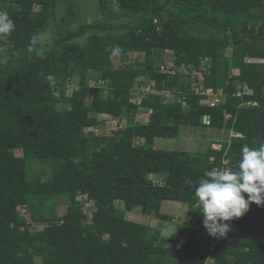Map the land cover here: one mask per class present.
Segmentation results:
<instances>
[{
	"label": "trees",
	"instance_id": "trees-1",
	"mask_svg": "<svg viewBox=\"0 0 264 264\" xmlns=\"http://www.w3.org/2000/svg\"><path fill=\"white\" fill-rule=\"evenodd\" d=\"M88 1L0 0L15 24L0 41V264H264V206L226 237H201L194 195L206 171L237 170L243 146L264 144V0ZM157 51L175 73L157 71ZM149 80L153 92L132 103ZM202 87L220 100L202 103ZM102 115L126 126L96 134ZM182 123L232 136L199 153L154 147ZM165 200L187 205L176 237L124 217L138 206L171 220Z\"/></svg>",
	"mask_w": 264,
	"mask_h": 264
},
{
	"label": "clouds",
	"instance_id": "clouds-1",
	"mask_svg": "<svg viewBox=\"0 0 264 264\" xmlns=\"http://www.w3.org/2000/svg\"><path fill=\"white\" fill-rule=\"evenodd\" d=\"M14 30L15 24L9 14L6 11H0V41H7ZM37 45H40L42 49L43 40L40 37H33L30 51H36L37 55H39L40 49L36 47ZM114 51L118 52L119 48L114 49ZM6 60V57L0 58V64L6 63ZM173 66V61H170V64L161 63L157 66V71L173 74L175 73ZM47 79L51 80L52 77L49 76ZM136 84L138 83H134L133 88L137 86ZM143 88L147 92H142L138 102H135L132 98V103L139 104L145 93L153 92L154 82L149 80L145 86L134 89ZM196 93L208 96V98L202 100V103L209 104L210 101L217 99L212 91L211 94L201 91ZM163 96L168 100L175 99L171 98L172 94L168 90L163 92ZM176 100L179 101L180 98ZM218 100H220L219 97ZM140 112L147 113L148 120L151 110L140 109L138 113ZM106 116L110 117L102 115L100 118L104 119ZM206 120L207 116H204L203 121L205 122ZM117 123L121 124L118 117ZM94 128L91 127L90 129L93 130ZM117 128H120V126ZM205 177L199 181L194 193L202 208L203 226L211 237H226L231 230V221L242 218L249 211L251 204L264 206V144H261L258 148L243 146L237 170H208L205 173Z\"/></svg>",
	"mask_w": 264,
	"mask_h": 264
},
{
	"label": "rangeland",
	"instance_id": "rangeland-1",
	"mask_svg": "<svg viewBox=\"0 0 264 264\" xmlns=\"http://www.w3.org/2000/svg\"><path fill=\"white\" fill-rule=\"evenodd\" d=\"M91 1L92 0L88 2L91 3ZM87 18H88V21H91L92 19H94L92 14H88ZM156 57L157 58L155 59V63H154L156 67L161 63L170 64V61H172V58H173L171 52L169 51H163V52L157 51ZM232 72L234 74H237L238 70L232 69ZM184 74H186V72ZM136 85H137L136 87L141 86L139 84H136ZM72 87L73 89L76 88V84L70 83V88L67 89L68 95H70ZM134 91L135 93H134L133 99L135 102H138L142 96V92L145 91V88L138 89V90L134 89ZM104 119L106 120L107 124H109V126H106L105 129L104 128L100 129V132L97 131L98 129H96L94 133L108 134L109 133L108 130L115 131L117 127L119 126L120 128H124L126 126L125 119L121 121L120 125L117 123V118L112 119L111 117L106 116L104 117ZM134 120L139 121V123H145L147 121V113L140 112L136 114ZM231 136H232V132L230 130H224V129L216 130V129H212L209 127L191 126V125L182 123L179 137L155 139L154 147L162 148V149H172V150H185V151H189L192 153H199V152H204V150L207 148L210 142H215L211 144L213 148H219L220 146L216 142H220L222 140H229ZM141 142L142 140L137 141V143H141ZM16 153L21 154V151H16ZM48 174L49 172H46L43 176L44 177L48 176ZM150 177L155 182H157V180L159 181L161 180L160 176L155 175V174L150 175ZM115 206L119 210H124V204L120 200L115 201ZM90 208H92V203L91 202L85 203L84 211L87 214ZM186 211H187L186 204H183L177 201L165 200L161 204L160 212L163 214L169 215L171 217V220H163L160 218H156L153 215V213H147V214L141 213L140 207L138 206L133 207L132 210L130 211H125L124 217L131 221L148 224L150 226L156 227L160 230L162 235H165L167 237H176L178 235V229L182 225L181 224L182 221L185 219ZM32 227L33 229H40L41 225L34 224L32 225ZM205 236H208V233L206 230H204L203 233L201 234V237H205ZM211 238H214V237H211ZM215 241L216 240L214 239V242ZM207 264H212V263L208 261Z\"/></svg>",
	"mask_w": 264,
	"mask_h": 264
},
{
	"label": "built area",
	"instance_id": "built-area-1",
	"mask_svg": "<svg viewBox=\"0 0 264 264\" xmlns=\"http://www.w3.org/2000/svg\"><path fill=\"white\" fill-rule=\"evenodd\" d=\"M206 67H207L206 62L203 61V62L201 63V65H200V69H206ZM195 91H196V92L201 91V92H203V93L211 94V90H210V89H206V90H204L203 87H202V88H199V89H196ZM217 100H218V99H215V101H210L209 104H210V105H214V103H216Z\"/></svg>",
	"mask_w": 264,
	"mask_h": 264
},
{
	"label": "water",
	"instance_id": "water-1",
	"mask_svg": "<svg viewBox=\"0 0 264 264\" xmlns=\"http://www.w3.org/2000/svg\"><path fill=\"white\" fill-rule=\"evenodd\" d=\"M206 121H207V120H206ZM206 121H205V122H206Z\"/></svg>",
	"mask_w": 264,
	"mask_h": 264
}]
</instances>
